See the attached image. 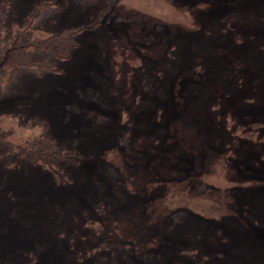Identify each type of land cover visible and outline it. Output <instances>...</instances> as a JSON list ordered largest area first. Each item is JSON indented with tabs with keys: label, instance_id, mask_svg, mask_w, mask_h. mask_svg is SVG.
I'll use <instances>...</instances> for the list:
<instances>
[{
	"label": "rangeland",
	"instance_id": "1",
	"mask_svg": "<svg viewBox=\"0 0 264 264\" xmlns=\"http://www.w3.org/2000/svg\"><path fill=\"white\" fill-rule=\"evenodd\" d=\"M2 6L76 49L0 95L72 155L0 143V264H264V0Z\"/></svg>",
	"mask_w": 264,
	"mask_h": 264
},
{
	"label": "trees",
	"instance_id": "2",
	"mask_svg": "<svg viewBox=\"0 0 264 264\" xmlns=\"http://www.w3.org/2000/svg\"><path fill=\"white\" fill-rule=\"evenodd\" d=\"M48 8L51 7L41 9L40 13H48ZM7 10L0 7V95L12 92L23 74L35 78L57 74L76 49L74 33L50 35L35 26L39 11H33L23 25H13L8 33L1 27ZM46 133V124L39 120H24L15 114L0 118V143L20 158L49 171L57 182H64L66 176L59 166L71 161L72 155L61 150Z\"/></svg>",
	"mask_w": 264,
	"mask_h": 264
}]
</instances>
